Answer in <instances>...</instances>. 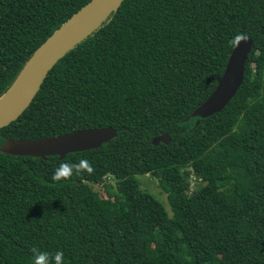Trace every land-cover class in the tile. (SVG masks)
<instances>
[{
  "label": "trees",
  "instance_id": "trees-1",
  "mask_svg": "<svg viewBox=\"0 0 264 264\" xmlns=\"http://www.w3.org/2000/svg\"><path fill=\"white\" fill-rule=\"evenodd\" d=\"M89 1L0 0V96ZM239 37L253 46L236 95L185 121ZM101 127L117 135L63 159L0 151V264H33V249L50 264L56 251L63 264H264V0H123L0 128V147Z\"/></svg>",
  "mask_w": 264,
  "mask_h": 264
},
{
  "label": "water",
  "instance_id": "water-1",
  "mask_svg": "<svg viewBox=\"0 0 264 264\" xmlns=\"http://www.w3.org/2000/svg\"><path fill=\"white\" fill-rule=\"evenodd\" d=\"M123 0H90L79 11L55 30L40 45L24 64L12 85L2 96L13 89L12 95L0 106V128L18 118L30 105L40 89L43 80L54 64L67 52L92 35L107 23ZM253 42L250 38L239 37L227 60L224 71L209 96L196 107L192 117L205 118L221 111L236 95L245 74V64ZM196 120L195 126L199 124ZM117 135L113 127L84 128L68 133L37 139H8L0 151L13 156H30L41 159L57 156L63 159L69 153L98 148ZM170 136L166 133L152 138V144H167Z\"/></svg>",
  "mask_w": 264,
  "mask_h": 264
},
{
  "label": "rangeland",
  "instance_id": "rangeland-1",
  "mask_svg": "<svg viewBox=\"0 0 264 264\" xmlns=\"http://www.w3.org/2000/svg\"><path fill=\"white\" fill-rule=\"evenodd\" d=\"M137 179L139 180L142 189L145 192H148L152 194L156 199L160 200L167 209H169V204L167 200V195L166 193L160 188L158 185V182L155 177L149 176L147 174H144L143 176H136ZM195 178L193 175L189 176V181H190V187L189 190L191 191L192 189H195ZM94 190H96L98 193L101 195H104L103 189L101 185H94L93 186Z\"/></svg>",
  "mask_w": 264,
  "mask_h": 264
},
{
  "label": "clouds",
  "instance_id": "clouds-1",
  "mask_svg": "<svg viewBox=\"0 0 264 264\" xmlns=\"http://www.w3.org/2000/svg\"><path fill=\"white\" fill-rule=\"evenodd\" d=\"M91 167L88 168V171L91 172ZM33 264H50L49 262V254L47 252H40L37 249H33ZM64 254L62 251H56L55 255L52 257V260L55 264H63Z\"/></svg>",
  "mask_w": 264,
  "mask_h": 264
},
{
  "label": "bare ground",
  "instance_id": "bare-ground-1",
  "mask_svg": "<svg viewBox=\"0 0 264 264\" xmlns=\"http://www.w3.org/2000/svg\"><path fill=\"white\" fill-rule=\"evenodd\" d=\"M13 89L0 98V106L12 95Z\"/></svg>",
  "mask_w": 264,
  "mask_h": 264
}]
</instances>
